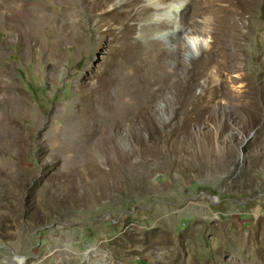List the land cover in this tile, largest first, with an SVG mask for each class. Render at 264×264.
<instances>
[{"label":"rangeland","instance_id":"rangeland-1","mask_svg":"<svg viewBox=\"0 0 264 264\" xmlns=\"http://www.w3.org/2000/svg\"><path fill=\"white\" fill-rule=\"evenodd\" d=\"M175 1L181 11L152 8L132 40L162 57L159 76L188 79L176 60L189 69L195 60L170 38L182 20L193 33L181 42L206 50L194 91L164 90L149 109L153 128L112 127L104 113L98 138L84 142L71 139L82 126L72 119L119 45H99L102 20L81 0H0V264H264V0L235 17ZM231 24L245 33L238 51ZM147 64L143 84L155 80ZM114 94L133 103L123 84Z\"/></svg>","mask_w":264,"mask_h":264},{"label":"bare ground","instance_id":"bare-ground-1","mask_svg":"<svg viewBox=\"0 0 264 264\" xmlns=\"http://www.w3.org/2000/svg\"><path fill=\"white\" fill-rule=\"evenodd\" d=\"M252 4L253 0H194L190 7L198 11L208 10L218 15L228 14L235 17L236 15L245 14V12L248 13V9L251 8ZM81 5L86 9L83 10V14L86 15V13H89L91 16L88 15V17L91 19L102 20L99 21L98 24L95 22L96 28L99 29L98 31L101 36L99 45H102V48H106L117 44L119 45V50L116 62L109 65L105 72V78L102 81L103 84L94 90L95 98L90 102L91 104L89 107L83 110L76 109V116L72 119V123L77 125L79 122L82 126L80 128L74 127V130H72L70 134L71 139L76 138L87 142L98 138L100 135L99 131L102 127H105L108 122L103 115L104 113H109L110 116L116 119V122H112V127L141 119L147 128H153L156 117L150 114L149 109L157 104L159 95L165 92L164 90L171 91L175 88L181 95H187L194 91L190 83L193 81L192 86L195 87L197 79L205 72V67L202 65L200 57L203 56L206 50L202 44H200V41L196 39L191 41V44L187 43L186 46L181 42L185 35L193 33L189 32L186 25L181 20L180 25H182V27L178 31L177 38H173V36L170 37L169 35L167 37H170L171 40H175L177 43V56H180L183 47H187L189 52L186 57L193 58L195 64L193 68L191 67V69H189L187 66H183V61L180 58H177L176 62L178 68L181 70L188 69L190 71L189 78L184 79L181 77V74L177 72L165 78L159 76L166 68V64L162 57H158L157 60H155L151 54H145L143 51H139L140 45L133 42L132 35L136 30V23L152 8H155L159 14L170 12L177 13L181 9V3L175 0H158V2L151 7L144 6V0H81ZM29 7L31 10H36L38 5L30 2ZM11 8V12L16 11L22 14L17 3L12 4ZM67 11V15L64 16L65 22H70V20L78 15L79 8H73ZM92 13L95 14L92 15ZM104 16L111 18L112 21L107 22L103 20ZM116 24L123 26V30H120ZM169 25L170 22L161 21L158 27H169ZM231 26L236 37H233L234 39L231 40L229 47H233L238 51L241 42L244 41L245 33L242 32L243 27L240 26L236 28V24H231ZM127 58L130 59L128 65L125 64V59ZM145 61L148 63V66H156V68H154L156 73L155 80L145 83L146 85L143 84L139 71L141 70V66L146 63ZM129 67L134 69V75L126 77L124 72L127 71ZM118 84L125 85V96L131 98L132 104L123 106L119 99L120 97L115 96V87ZM154 87H156V89H154ZM143 88L146 89L143 91ZM103 138H105V136L102 137V139Z\"/></svg>","mask_w":264,"mask_h":264}]
</instances>
